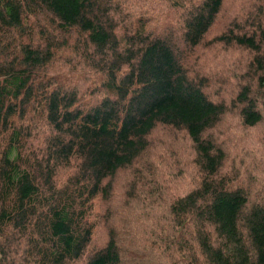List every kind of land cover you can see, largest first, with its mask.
<instances>
[{
    "label": "trees",
    "instance_id": "obj_1",
    "mask_svg": "<svg viewBox=\"0 0 264 264\" xmlns=\"http://www.w3.org/2000/svg\"><path fill=\"white\" fill-rule=\"evenodd\" d=\"M225 2L0 0V264H126L112 179L133 170L158 127L187 135L201 177L160 218L162 244L176 249L162 255L167 264H264V201L250 202L238 180L221 175L224 152L205 135L225 103L210 101L184 69ZM254 5L249 34L220 37L254 54L243 77L256 84L240 85L230 103L264 147V0ZM28 116L44 121L38 148L23 143ZM62 166L66 178L55 174ZM155 186L150 195L161 198Z\"/></svg>",
    "mask_w": 264,
    "mask_h": 264
},
{
    "label": "rangeland",
    "instance_id": "obj_2",
    "mask_svg": "<svg viewBox=\"0 0 264 264\" xmlns=\"http://www.w3.org/2000/svg\"><path fill=\"white\" fill-rule=\"evenodd\" d=\"M255 2L256 0H226L213 29L197 48L190 54H184V69L187 77L202 88L210 101L225 103L226 110L220 123L205 134L206 139L213 140L224 152L221 175L234 177L242 191L249 196L250 202L259 203L264 201V147L259 143L258 130L242 127L238 107L230 103L240 85L256 84L255 79L250 83V80L243 77L249 72V62L254 59V54L232 41L226 46L220 37L224 34L225 37L249 34L252 29L243 25L255 12ZM170 34L178 40L177 28L170 30ZM217 38L220 41L214 42ZM81 76L88 80L99 78L91 77L88 72H82ZM34 106L41 108L37 104ZM38 119L28 116L29 122H26L25 117L20 123L23 143L32 148L40 147L45 138V133L40 128L42 126L45 129L44 121L40 116ZM35 127L38 130H34ZM148 145V152L139 158L131 168L133 170L120 171L112 179L115 190L112 208L115 213L111 215V219L112 222L119 221L122 224L120 227L125 228L120 245L126 264L134 263L132 255L134 245L138 242L139 255L134 264H167L162 257L167 252L170 257H174L175 247L162 244V232L165 229H162L160 218L166 217V204L171 198L182 195L201 180L197 167L191 163L195 155L193 146L183 131L158 127L151 135ZM68 169L70 168L62 166L55 174L68 177L71 173ZM132 171H135L133 175ZM143 178L147 188L143 185ZM151 180L156 183L155 187L163 189L161 198L150 195ZM106 213L105 210L96 213L100 216L95 239L99 245L105 242L108 232L103 219ZM108 214L110 215L109 212ZM145 217L151 221L150 227L145 225ZM194 230L193 224L188 226L190 234L193 235ZM182 235L184 236V232Z\"/></svg>",
    "mask_w": 264,
    "mask_h": 264
}]
</instances>
